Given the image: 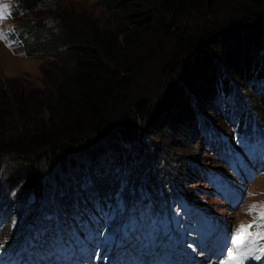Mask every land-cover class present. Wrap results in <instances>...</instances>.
<instances>
[{"label": "trees", "instance_id": "trees-1", "mask_svg": "<svg viewBox=\"0 0 264 264\" xmlns=\"http://www.w3.org/2000/svg\"><path fill=\"white\" fill-rule=\"evenodd\" d=\"M96 2L112 29L74 19L62 21L57 36L22 29L30 55L58 58V83L49 96L0 91V158L13 157L21 169L12 176L9 169L0 172L22 192L14 199L0 188L1 260L32 245L45 255L48 240L49 248L69 243L82 222L108 232L105 219H163L175 198L192 201L180 188L183 179L200 175L209 184L218 174L213 162L193 174L197 144L225 166L224 175L241 133L245 145L264 139V108L256 106L264 105V0ZM40 4L45 2L20 3V12ZM246 89L255 101L242 94ZM16 110L15 120H7ZM117 138L139 148L138 159L122 152ZM144 138L153 156L140 158ZM82 144L90 149L86 166L68 160L77 173L47 184V168L38 165L47 161L51 168ZM102 148L112 161L101 165L96 157Z\"/></svg>", "mask_w": 264, "mask_h": 264}, {"label": "rangeland", "instance_id": "rangeland-1", "mask_svg": "<svg viewBox=\"0 0 264 264\" xmlns=\"http://www.w3.org/2000/svg\"><path fill=\"white\" fill-rule=\"evenodd\" d=\"M26 2L29 5L37 2H45L43 5L46 6L40 4L36 10L26 13L20 12L22 10L20 3L26 4ZM12 5L10 17L0 21V32H3L7 35V39H0V91L6 94L8 90H10V92L13 94L17 93L21 97L26 95L33 97L35 95H44L45 93L46 96H49L51 94L49 91H52L53 87H55V84L58 83V58L50 57L45 54L36 56L30 55L29 52L31 50L23 44L24 37L28 38L29 36L28 33L22 30L25 29V27L31 26L32 31L35 33L45 35L46 33H51L53 36H57V33L59 32L58 26L62 24V21L64 20L70 21L74 19L89 23L93 22L101 29H112L114 27V23L110 19L109 15L99 8L96 0H12ZM15 12H17V14H15ZM194 22L196 25L201 26L199 25V22ZM188 24L189 21L188 23L184 24L186 28ZM50 41H52V38H46L44 42L48 43ZM60 46H62V44ZM62 49L63 47L61 50ZM167 58L168 57L164 56L162 59L164 60ZM218 71H220L219 66H217V71H215V73ZM142 84V82H139L136 86L139 87ZM243 88L244 86L240 87V89ZM246 91L247 93L242 92V94L249 96L252 102L255 101L253 99V92L247 89ZM249 97L247 100H249ZM24 104L27 106L28 110L30 107V102H26ZM252 106L254 107L255 105L252 104ZM256 106L261 109L264 108V105L261 106L258 104V102H256ZM22 107L20 109H22ZM6 111L7 113L9 112V110ZM37 111H42V107H39ZM16 113H18L17 110L15 113L12 111V116L10 115L7 120L13 122L15 120L14 115ZM165 133L167 135L169 134L168 131ZM173 136L175 139H177L176 134ZM164 139L168 142L169 137L168 139ZM116 140V144L119 145L118 147H122L120 149L122 152H127L132 155L133 159H138L139 148L137 149L132 147L129 142L127 143L130 145H126L124 147L121 144L119 138ZM149 141L150 140L148 138H144L140 141L139 146L143 151L142 153L140 152V154H142L140 158H143L142 156L145 154L148 155L153 153L149 148ZM124 143H126V141H124ZM153 144L156 145V142ZM91 147L93 146L91 145ZM88 148V146L82 144L76 149L66 152L59 158L60 161L62 160L61 163L57 161L51 166V168L50 165H46L47 161H42L38 167L39 169L47 168V171L45 172L46 174L44 175L48 177L47 184H51L50 181H52V177L63 180L69 175L68 172L71 174L77 173V168H71V166L68 164V160L73 161L75 163L74 165L82 164L83 166H86L88 162L87 152L90 150ZM102 149L103 150H101V153L96 157V162L100 163L101 165L112 161L108 160L110 158L109 150H105V148ZM191 152L193 157L192 161L195 164V173L193 174L197 175L201 167H210L211 162H213L214 167L212 168H214L217 173L223 175V168L225 167L218 162L215 156L210 154V152L204 148L203 144H197L195 149H193ZM11 158H0V170L3 172L9 169L10 176L15 173L20 174L21 169H19L20 167L17 165L18 163H13L14 160ZM158 158L159 156H157V161ZM181 160L183 159H180V163H183ZM131 164H134V162H131L129 165ZM184 165L185 164H183L182 167ZM178 167H180V165ZM236 171L237 167L235 166L234 174H231L230 169H228L226 174H224V176L230 180L229 188L231 186L234 190V194L232 193L233 202L230 200V196H227L229 195V191L226 194L222 187L217 189L218 183L214 184L212 187L210 186V183L204 184L203 176H197L194 181L189 179H185L184 181L183 179V182L179 183L181 185L180 188L183 187L184 191L186 193L188 192L190 195L189 198L195 203L193 206L196 207L197 212L202 216L201 218L195 216L189 217L188 220L184 221L180 219L177 224L172 223L173 229L172 231L169 229L168 232H165L166 229L161 227L162 222L158 223L160 231L159 233L156 232V229L150 230L151 227H149L150 234L145 232L144 234L140 235L141 240H137L138 242L132 245L129 250H126V245L114 250V242H112L109 246H105V244H98L96 239L103 236V233L97 232L94 234V237L97 246L102 248V252L98 253L99 259L92 261L84 260L80 261V263L190 264L191 261H194L195 263L199 264L202 262L204 264H211L213 262L218 264L221 260L226 258L227 250L231 247L230 240L240 224L243 223L244 225H248L253 223V216L247 214L248 206L252 204H264V171L255 172L251 178H244L243 175H240L239 178H234ZM175 172L176 171L173 170L171 173L174 174ZM9 174L5 175L4 173L0 172V188L2 189V192H4V195L7 194L6 196H12L13 194V197L11 198L17 199L22 192L19 190V185H13L11 183V178L8 177ZM238 179L240 181L236 182ZM235 185L237 188H235ZM15 186L16 188H14ZM11 188L15 191H11ZM193 208L194 207H191L190 210ZM173 218L177 220V217ZM141 220L142 217H139L138 221L141 222ZM189 220L191 223H189ZM213 222L218 226H216V228L211 226L210 229H208V226L212 225ZM179 223L181 225H179ZM136 227L137 230L142 229L140 224H137ZM185 227H189V233L194 231L191 241L187 239V235L179 230ZM65 230H69V228L67 229L66 226ZM212 230L215 232H211ZM252 231L254 232L256 229L253 228ZM71 233L78 235L74 231ZM162 234H164V237L160 239ZM175 236L179 237L180 246L175 245ZM57 237H59V235H57ZM3 239L4 236H0V250L3 248ZM210 240V247L222 246V255H215L214 251H209L210 247H206V243ZM50 243L51 241L47 243V256L50 254ZM183 246L187 247V252L182 251L185 249L182 248ZM108 248L114 250V253L111 256H108L106 259L111 260L116 257L114 261H103L105 260V256H107L106 250ZM175 252H177V255ZM42 256L45 255L43 254ZM63 259L64 261L62 262L59 261L58 258L54 260L53 256H51L45 260L42 258L41 260H38L37 263L80 264L73 263L71 261L67 262L65 258ZM250 259L252 258L250 257L248 260ZM200 260L202 262H200ZM248 260L245 262V264H247Z\"/></svg>", "mask_w": 264, "mask_h": 264}, {"label": "snow or ice", "instance_id": "snow-or-ice-1", "mask_svg": "<svg viewBox=\"0 0 264 264\" xmlns=\"http://www.w3.org/2000/svg\"><path fill=\"white\" fill-rule=\"evenodd\" d=\"M12 6V0H0V21L10 17ZM0 39H7V35L0 32ZM247 214L253 216V223H241L235 230L226 259L221 260L219 264H245L250 257L260 259L261 255H264V204L249 205ZM253 228L256 231L253 232Z\"/></svg>", "mask_w": 264, "mask_h": 264}, {"label": "bare ground", "instance_id": "bare-ground-1", "mask_svg": "<svg viewBox=\"0 0 264 264\" xmlns=\"http://www.w3.org/2000/svg\"><path fill=\"white\" fill-rule=\"evenodd\" d=\"M29 205H30V203H29ZM65 206V205H64ZM215 253V252H214ZM209 259V258H208ZM257 261H259L258 263H257ZM200 262H202V261H200ZM254 262H256V263H254ZM203 263V262H202ZM204 264V263H203ZM211 264H216L215 262H213V263H211ZM219 264V263H218ZM248 264H264V255H261V257H260V259H254V260H250L249 261V263Z\"/></svg>", "mask_w": 264, "mask_h": 264}]
</instances>
